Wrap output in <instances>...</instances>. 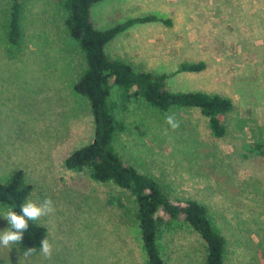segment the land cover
Returning <instances> with one entry per match:
<instances>
[{
    "label": "rangeland",
    "instance_id": "obj_1",
    "mask_svg": "<svg viewBox=\"0 0 264 264\" xmlns=\"http://www.w3.org/2000/svg\"><path fill=\"white\" fill-rule=\"evenodd\" d=\"M19 3L22 38L12 45L5 38L10 0H0V181L21 168L33 185L26 200H53L54 213L36 221L53 253L26 256L15 244L0 245V264H145L135 220L106 200L125 192L61 163L92 138L93 122L73 90L84 61L65 31L60 0ZM144 14L172 23L135 24L106 52L135 70L173 72L172 90L224 94L232 109L222 118L225 135L214 138L198 110L160 113L131 102L120 112L128 128L115 149L171 197L205 205L225 239V264H264V0H103L91 8L98 28ZM198 60L203 70L179 71L180 62ZM166 114L180 122L177 130ZM257 144L262 153L252 150ZM8 225L0 216V232ZM157 244L166 264H202V242L183 221L159 233Z\"/></svg>",
    "mask_w": 264,
    "mask_h": 264
},
{
    "label": "trees",
    "instance_id": "obj_2",
    "mask_svg": "<svg viewBox=\"0 0 264 264\" xmlns=\"http://www.w3.org/2000/svg\"><path fill=\"white\" fill-rule=\"evenodd\" d=\"M102 1L60 0L59 3L65 31L76 41L84 61L73 90L86 100L93 122L92 138L72 148L61 163L66 169L83 172L92 181L109 183L125 192V199L119 194L108 193L106 200L135 220L145 264H166L157 237L174 221L187 223L199 236L203 247L202 264H225V239L213 228L205 205L191 198L168 195L156 177L139 170L118 154L115 138L128 128L120 112L127 110L131 102L160 113L171 109L198 110L205 119L209 135L221 138L226 133L222 118L232 109V100L215 91L172 90L167 81L173 72L135 70L122 59L109 55L107 43L133 25L155 21L171 25L172 21L144 14L98 28L92 21L91 8ZM20 19L19 0H10L5 38L12 45H19L22 38ZM204 68L202 60L179 63V71L199 72ZM259 146L257 144L252 150L262 153ZM32 190L33 185L26 181L24 171L14 169L8 178L0 181V205L11 207L19 214L20 205ZM46 235L48 231L44 225L29 221L22 242L14 244L19 253L25 254L29 247H36L37 253Z\"/></svg>",
    "mask_w": 264,
    "mask_h": 264
},
{
    "label": "clouds",
    "instance_id": "obj_3",
    "mask_svg": "<svg viewBox=\"0 0 264 264\" xmlns=\"http://www.w3.org/2000/svg\"><path fill=\"white\" fill-rule=\"evenodd\" d=\"M165 123L171 130L175 131L180 127V122L174 114L165 115ZM6 211L0 213L9 223L10 227L0 232V245L8 247L10 244L21 243L24 233L29 228V221H37L43 216L54 213L55 207L53 200L46 197L41 203L32 200H26L20 205V213L18 214L11 207H7ZM40 252L45 257L50 259L53 253V246L46 235L40 242ZM36 252V247L26 249L25 255H32Z\"/></svg>",
    "mask_w": 264,
    "mask_h": 264
}]
</instances>
